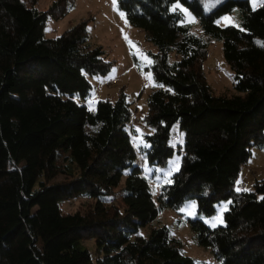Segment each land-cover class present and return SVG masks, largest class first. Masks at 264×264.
<instances>
[{
  "label": "trees",
  "instance_id": "16d2710c",
  "mask_svg": "<svg viewBox=\"0 0 264 264\" xmlns=\"http://www.w3.org/2000/svg\"><path fill=\"white\" fill-rule=\"evenodd\" d=\"M36 1L0 0V264H195L165 226L149 227L187 200L205 216L230 201L223 227L190 222L199 246L222 264H264V179L235 190L251 148L264 149V3L221 0L204 12L205 0H118L127 24L155 49L147 52L154 87L142 119L152 134L141 152L149 166L180 155L155 204L125 129L136 116L125 94L98 100L94 111L73 100L88 97L86 76H105L113 62L88 42L87 20L45 39L47 19L63 18L71 0L44 11ZM234 9L238 28L215 25ZM212 41L221 43L236 94H216L205 82ZM175 124L184 134L176 150ZM78 196L86 202L75 211L61 209ZM91 239L94 262L83 246Z\"/></svg>",
  "mask_w": 264,
  "mask_h": 264
},
{
  "label": "rangeland",
  "instance_id": "374dc122",
  "mask_svg": "<svg viewBox=\"0 0 264 264\" xmlns=\"http://www.w3.org/2000/svg\"><path fill=\"white\" fill-rule=\"evenodd\" d=\"M53 1L37 0L34 7L38 11H44ZM220 1L205 0L202 6L203 11L207 12V7ZM247 2L251 9H255L260 7L264 0H255V6L254 0H247ZM179 9L186 8L180 6ZM181 12L184 21L190 25L194 33H197L198 27L194 16L189 10H187V14L182 10ZM119 13L120 11L113 5V0H71L69 10L63 18L59 20L47 19L43 28V37L45 39L55 38L73 24L87 20L88 42L99 46L103 52V60L112 61L113 64L109 72L103 77L86 76L90 85L88 97L84 101H80L76 97H73V100L78 104H83L89 111H94L95 103L98 100L112 102L119 90L125 94L126 101L131 103L130 109L136 113V116L125 126V129L129 133L132 145L136 150L137 164L142 168V175L149 185L154 203L157 204L161 188L171 185V177L179 170L180 155L175 151L165 165L149 166L145 155L141 152L142 149L149 147L144 137L152 134L151 129L144 125L142 119L146 112V96L154 87L151 76L148 78L151 65L148 61L151 59L147 52L154 53L155 49L145 41L143 30L129 26L125 17L122 18ZM225 17H230L231 21H226ZM215 25L238 28L239 10L234 9L230 14L218 17L215 20ZM172 58L170 55L169 59ZM202 70L206 84L216 94H236L232 89V74L224 62L219 41H212L207 47ZM171 134L175 139H170V146L175 150L178 146L182 147L184 134L179 130L178 124L173 126ZM263 179L264 149L251 148V157L240 172L235 190L237 192L252 191L254 182ZM85 200L83 196H78L63 203L61 209L66 213H71L80 204L86 202ZM229 205L230 201H221L215 205L213 215L205 216L198 213L197 204L194 200H187L177 210L167 208L160 211L149 224V227L165 226L170 235L182 243L183 254L190 257L195 264H222L214 257L210 248L199 246L196 243L190 222L199 221L208 229L223 227L225 225L224 214L229 210ZM145 229H140V234L143 236H147ZM83 246L90 252L94 262L97 257L94 240L85 241Z\"/></svg>",
  "mask_w": 264,
  "mask_h": 264
},
{
  "label": "snow or ice",
  "instance_id": "6c2138e0",
  "mask_svg": "<svg viewBox=\"0 0 264 264\" xmlns=\"http://www.w3.org/2000/svg\"><path fill=\"white\" fill-rule=\"evenodd\" d=\"M117 4H118V0H113V5L117 6ZM254 6H255V0H254ZM177 8H180V5L178 3L176 5H174V9L173 10H176ZM117 10H118V8H117ZM181 10L184 11L187 14V10L186 9H181ZM119 14L121 15L122 18L124 17V14L122 12H120ZM224 19L226 21H231L230 17H225ZM145 59H147V58L145 57ZM148 63H151V61H148ZM113 71H115V70H113ZM148 78H150V74H149ZM192 207H194V205H192ZM213 226H215V225L213 224Z\"/></svg>",
  "mask_w": 264,
  "mask_h": 264
}]
</instances>
